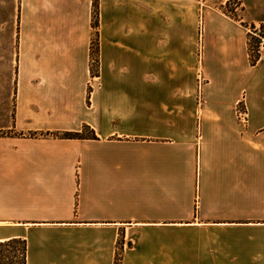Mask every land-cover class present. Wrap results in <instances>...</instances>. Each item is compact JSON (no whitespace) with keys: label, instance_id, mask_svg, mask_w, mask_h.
<instances>
[{"label":"crops","instance_id":"obj_1","mask_svg":"<svg viewBox=\"0 0 264 264\" xmlns=\"http://www.w3.org/2000/svg\"><path fill=\"white\" fill-rule=\"evenodd\" d=\"M236 1L98 0L95 29V0H0V243L28 264H264V0Z\"/></svg>","mask_w":264,"mask_h":264},{"label":"trees","instance_id":"obj_2","mask_svg":"<svg viewBox=\"0 0 264 264\" xmlns=\"http://www.w3.org/2000/svg\"><path fill=\"white\" fill-rule=\"evenodd\" d=\"M97 1L95 0V14H94V27H98V7ZM92 57L95 61V69L93 68V73L99 70V41H98V32H96L93 48H92ZM255 65L256 63H252ZM4 135V134H2ZM0 134V136H2ZM55 138L60 139H89L97 140L98 137L94 130L86 126L82 133H65V134H53ZM0 264H28V244L26 240L22 239H12L9 241L0 243ZM115 264H122V256L118 255L116 258Z\"/></svg>","mask_w":264,"mask_h":264},{"label":"rangeland","instance_id":"obj_3","mask_svg":"<svg viewBox=\"0 0 264 264\" xmlns=\"http://www.w3.org/2000/svg\"><path fill=\"white\" fill-rule=\"evenodd\" d=\"M199 2L203 3L204 8L206 6L212 7V8L220 10L221 12H223L224 14H226L232 18H237V12H238L237 9L239 8L240 5H239V2L236 0H227V2H225L224 0H199ZM247 29L249 31L248 35H249L251 63H257L258 61H260L261 59L264 58V55L260 58V56L257 54V50H256L257 38L254 37V34H256L255 31H257V30L264 32V28H262V27L257 28L255 26H249V27H247ZM95 66H96V64H95V61L93 60L94 70H96ZM96 74L97 73L95 71L94 75H96ZM199 79H201V75H200ZM201 84H202V81H201ZM239 109H242L244 112H246V109H245V106L243 103H240L238 105L237 111ZM246 116H247V114H246ZM238 118H239V116H238ZM247 121H248V118H247ZM245 124H247V122Z\"/></svg>","mask_w":264,"mask_h":264},{"label":"built area","instance_id":"obj_4","mask_svg":"<svg viewBox=\"0 0 264 264\" xmlns=\"http://www.w3.org/2000/svg\"><path fill=\"white\" fill-rule=\"evenodd\" d=\"M255 32L256 34H254V37L257 38L256 50H257V54L261 58L264 55V32H261L259 30ZM238 116L243 124L247 122L246 112H244L242 109L238 110Z\"/></svg>","mask_w":264,"mask_h":264}]
</instances>
